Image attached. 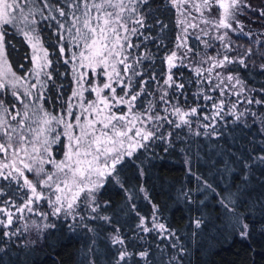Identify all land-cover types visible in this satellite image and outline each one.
<instances>
[{
    "label": "snow or ice",
    "instance_id": "1",
    "mask_svg": "<svg viewBox=\"0 0 264 264\" xmlns=\"http://www.w3.org/2000/svg\"><path fill=\"white\" fill-rule=\"evenodd\" d=\"M161 5L179 13L178 32L168 43ZM240 17L249 24L254 22L250 17L264 21V0L259 4L255 0H0V64L10 67L9 50H15L17 35L30 47L28 58L33 64L21 76L0 72V226L4 242L15 237L14 245L23 247L21 235L28 227L12 225L14 218L19 222L25 213L40 218L41 223L33 222L32 227L41 241L47 229L56 227L47 222L49 216L66 221L71 233L82 230L93 234L95 230L85 221L112 224V218L101 212L111 202L98 199L111 185L124 197L121 212L136 221L127 234L135 251H129L125 235L113 227L108 237L115 248L112 264H129L134 257L136 264H182L189 249L143 185L148 166H137L135 175L128 176L125 160L141 153L149 161L163 162L152 149L163 143V152H168L173 146L169 129L186 128L192 136L219 138L223 133L217 125H226V117L246 127L255 124L264 135V83L249 88L239 75L243 71L264 76V31L246 29ZM259 27L264 29V23ZM41 29L49 30L55 38L50 45L56 53L55 64L70 66L66 72L54 67ZM201 47L212 49V53L204 51L193 63L194 49ZM62 76L71 81L67 94L64 84L57 83ZM49 86L59 104L56 114L43 108V102L52 98ZM9 91L11 99L5 100ZM85 92L93 96L87 102ZM189 94L201 103L189 105ZM145 100L147 107L141 112L137 102L143 107ZM253 106H260L261 111ZM61 136L67 144L63 159L57 160L52 149ZM249 143H259L260 151L245 157L229 153L233 160L222 158L223 168L210 159L218 176L227 179L233 164L245 173L264 166V141ZM185 166L195 186L181 187L175 199L189 212L200 213L189 217L193 235L205 224V202L199 199L207 194L205 189L215 193L241 240L256 231L264 235V219H253L251 211L247 217L237 211L239 201L250 209L259 205L257 210L264 215V193L243 200L242 189L215 192L211 183L193 172L190 159L185 160ZM26 173H32L35 180ZM243 182H249L247 175ZM138 196L148 202V215L137 210ZM42 202L49 211L40 210ZM136 241L145 243L137 247ZM6 254L0 247V264ZM77 255L82 257L80 264H98L95 235L89 236Z\"/></svg>",
    "mask_w": 264,
    "mask_h": 264
},
{
    "label": "trees",
    "instance_id": "2",
    "mask_svg": "<svg viewBox=\"0 0 264 264\" xmlns=\"http://www.w3.org/2000/svg\"><path fill=\"white\" fill-rule=\"evenodd\" d=\"M157 2L159 3V0ZM255 3L259 4L260 0H255ZM178 17L179 13L171 9L170 6L161 5V19L168 24V30L164 34L166 36L165 43H168L178 32L176 26ZM250 18L254 22L251 24L245 22L246 27L251 26L252 29H256L260 23H264V21H256L255 18ZM257 30L260 29L257 28ZM40 31L45 47H49L52 52L51 58L54 60V67L60 72H66L67 67L70 66L55 64L56 53L50 47L55 38L49 30L41 29ZM262 31L264 30L262 29ZM233 39L235 40L236 38L233 37ZM236 42L244 43L243 40H237ZM13 43L15 44V50H9L8 61L11 67L17 71L29 65L30 49L27 44L20 41L19 35L16 36ZM190 43L195 42L190 41ZM204 51L205 49L202 47L198 50L194 49L193 55L197 59ZM206 51L210 54L212 53V49H207ZM196 59L193 60V63H195ZM156 70L159 73L160 65L158 61ZM184 75L186 77L189 76V72L185 71ZM239 75L245 80L249 88H258L264 83V76H259L255 73L241 71ZM57 83L64 84L65 94L72 86L68 76L60 77ZM48 92L52 98L45 100L44 104L53 114H56L59 110V104L55 99V92L51 86H49ZM215 95L213 93V96ZM188 102L192 106L201 103L198 100L194 101L191 94L188 95ZM226 103H228L227 98ZM181 104L183 105V101H181ZM183 106L187 107V105ZM145 107H147V100L144 101L143 107L140 101L137 102V109L141 112ZM156 108L159 109L158 103ZM208 110L212 111L211 108ZM253 110L261 111L260 106H253ZM193 119L195 120V118ZM225 119L227 120L226 125L219 123L217 125L220 132L223 133L219 138L192 136L186 128L169 129L172 131L173 146L169 148L168 152L166 154L163 152L165 147L163 143H157L152 149V151L163 158V162L149 161L141 153L134 155L131 160H125L127 165L125 172L128 176L135 175L137 166L144 167L147 165L150 167V177L148 176V167H145L146 174L143 185L152 201L159 205L160 212L166 219L167 224L176 230L182 242L189 249L190 255L186 256L182 264H264V235L256 231L247 240H241L235 234L231 223L224 215V210L219 206L215 193L208 192L205 189L207 194L199 196V199H203L205 202L202 207L205 224L202 225L201 230L197 231L195 235H193V227L189 217H196L200 213L195 210L189 212L187 206L182 208L175 199L181 187L193 188L195 186L192 176L185 170L186 159L192 161L193 172L211 183L215 192L223 194L225 188L231 192H237L242 189L245 193L241 197L243 200H253L260 196L261 193H264V166L255 167L250 173H245L239 165L233 164V171L229 173L227 179L218 176L216 169L211 166L210 159L216 162L217 167L223 168L222 158L229 161L233 160V157L228 155L229 153L245 157L249 152H259L261 145L259 143L252 144L249 141H264V135H261L257 125L251 124L246 127L233 123L231 117H226ZM62 147L63 141L61 139L58 144L59 155H62L64 151ZM189 148L192 149L191 154H189ZM137 156H140V159H137ZM197 156L199 159L196 158ZM62 157L63 155L61 159ZM142 160L144 164H141ZM245 175H247L249 181L247 184L243 182ZM98 199L111 202V206L107 210L101 209V212L112 218V224H107L102 220L85 221L95 230L93 234L84 233L82 230L71 233L65 227L66 221L49 216L47 222L54 223L56 225L55 229H47L44 233L43 241L38 237L34 244L28 241L25 231L21 235L23 240V247H21L20 245H14L15 237L13 241L5 243L2 236L4 229L0 226V247L8 253L3 255L2 264H80L82 257L78 256L77 253L82 252L88 243L90 235H95V247L99 253L98 264H112L111 254L115 252V248H112L109 244L108 237L112 235L113 227L119 228L120 233L125 235L126 243L129 244V251H135V248L132 247V242L127 239V234L133 231L131 225L136 221L127 212H121V208L125 203L123 195L114 186L108 185L102 190ZM237 203L239 204L237 211L242 216L247 217L249 211H251L253 219H264V215L257 210L259 205L250 209L247 203H240L239 201ZM136 204L137 210L141 215H148L151 212L148 202L139 196ZM40 210L49 211L43 202L40 205ZM149 242L154 243L151 239H149ZM141 243L145 242L136 241L137 247ZM157 259H159V254H157ZM129 264H136L135 257L129 261Z\"/></svg>",
    "mask_w": 264,
    "mask_h": 264
},
{
    "label": "rangeland",
    "instance_id": "3",
    "mask_svg": "<svg viewBox=\"0 0 264 264\" xmlns=\"http://www.w3.org/2000/svg\"><path fill=\"white\" fill-rule=\"evenodd\" d=\"M215 13H216V9L213 8V14H215ZM249 16H250V14H249ZM252 18H255V17H252ZM240 19L242 20L243 23L246 22V23L249 24L248 19H245L244 17H240ZM249 27H251V26H249ZM257 28L260 29V30H257ZM246 29H247V27H246ZM253 30H254V31H257V32L262 31V29H261L260 27H256V29H253ZM263 30H264V29H263ZM44 46H45V45H44ZM29 49H30V47H29ZM205 51H206V50H205ZM30 55H31V50H30ZM191 59H192V62H193V60L196 59V57L193 55V56L191 57ZM8 65H9L10 67H5L4 65L0 64V72H7V73H9V74H11V73H15L17 76H21V75H23V74L25 73V69L33 68V64L31 63V61H30L29 65H28L27 67H22V68L18 69L17 71L14 70V69L11 67L9 61H8ZM21 91H22V89H21ZM118 91H119V89H118ZM84 96H85V101H86V102H87L88 100H90V99L93 98L92 94H91V93H88V92H85V93H84ZM8 99H11L10 91H9L8 94L5 96V100H8ZM43 108H44L46 111H49L50 113H52V111H50V109L47 108V107L45 106L44 102H43ZM52 114H53V113H52ZM82 119H83V118H82ZM61 127H62V126H61ZM57 131H58V132L60 131V128H59V127L57 128ZM61 139H62V141H63V147H62V148L65 150V146H66V144H67V140H66V138H64L63 136H61ZM60 141H61V140H60ZM60 141H59L56 145H54V146H53V149H52L53 155L55 156V158H56L57 160H60V159H61V156H62V155H59L60 152H59V149H58V144L60 143ZM37 147H39V145H37ZM62 159H63V157H62ZM0 162H3V161H0ZM46 168H49V170H50V166H46ZM26 175L28 176L29 179H33V180H35V177L33 176L32 173H26ZM17 203H19V200H17ZM33 222H36V223H38V224L41 223L39 217L29 216V214L25 213L24 218H23L22 220H20L19 222H17V221L15 220V218H14V223H13L12 227H13V228L17 227V224L19 225L20 228H25V226H27V227H28V230L26 231V233H27L26 238L28 239V241L34 242L35 240H37V238L39 237V235H38L36 229H35L34 227H32V223H33ZM14 239H15V238H14Z\"/></svg>",
    "mask_w": 264,
    "mask_h": 264
}]
</instances>
